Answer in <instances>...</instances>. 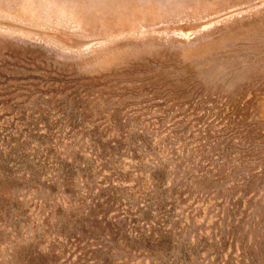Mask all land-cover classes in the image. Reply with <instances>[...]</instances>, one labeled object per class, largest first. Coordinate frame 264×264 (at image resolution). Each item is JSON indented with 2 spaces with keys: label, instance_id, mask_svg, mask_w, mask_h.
Segmentation results:
<instances>
[{
  "label": "rangeland",
  "instance_id": "obj_1",
  "mask_svg": "<svg viewBox=\"0 0 264 264\" xmlns=\"http://www.w3.org/2000/svg\"><path fill=\"white\" fill-rule=\"evenodd\" d=\"M0 264H264V0H0Z\"/></svg>",
  "mask_w": 264,
  "mask_h": 264
}]
</instances>
